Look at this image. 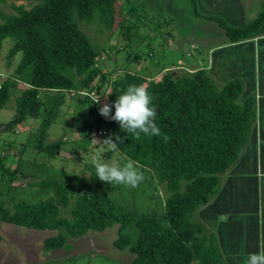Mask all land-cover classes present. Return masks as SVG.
I'll use <instances>...</instances> for the list:
<instances>
[{"label": "trees", "instance_id": "1", "mask_svg": "<svg viewBox=\"0 0 264 264\" xmlns=\"http://www.w3.org/2000/svg\"><path fill=\"white\" fill-rule=\"evenodd\" d=\"M35 1L37 4L30 10L17 6V15L5 16L0 23V53L5 41H13L9 58L21 55L13 77L29 86L18 101L17 115L9 129L28 117L38 116L43 91L70 94L96 88L100 94L110 83L96 66L98 53L79 23L98 21L113 27L116 0ZM190 1L196 16L214 21L224 29L229 44L264 37V1L258 16L244 27L232 26L222 17L204 16L197 2ZM146 83L145 77L127 73L110 84L105 104L114 105L130 84ZM13 86L6 82L0 89V111ZM146 89L157 111L155 123L169 137L168 142L162 136L149 138L143 134L135 139L110 118L109 128L122 154L154 170L159 181L171 189L164 214L116 211L104 197L92 194L78 199L74 218L68 221L59 217L57 204L67 206L72 190L59 187L55 203L17 204L12 214L0 204V230L3 222L35 230L66 228L71 237L81 238L90 231L133 225L137 230L135 242L127 234L115 241L116 247L129 248L134 254L133 264H227L216 234L197 217V212L214 199L222 176L236 164L253 136L258 118L257 98L250 95L241 100L246 91L243 78L220 85L205 68L195 72L183 69L180 74L168 72L160 81H150ZM56 98L39 131V151L50 156L64 147L62 141L50 145L43 142L57 108L65 100L63 95ZM80 101L91 104V110L96 111L97 106L89 97ZM114 112L113 107L110 115ZM87 116L88 111H82L79 124ZM117 136L123 142L119 143ZM45 186L50 188L49 184ZM72 247L63 233L44 243L46 252L62 248L69 251Z\"/></svg>", "mask_w": 264, "mask_h": 264}, {"label": "rangeland", "instance_id": "2", "mask_svg": "<svg viewBox=\"0 0 264 264\" xmlns=\"http://www.w3.org/2000/svg\"><path fill=\"white\" fill-rule=\"evenodd\" d=\"M195 1L202 15L222 17L229 24L235 19L230 9L239 7L235 0ZM36 4L35 0L0 1V23L5 16H16L17 6L23 5L30 10ZM248 4L243 2L242 6L247 8ZM246 15L248 17L242 18L239 25L245 22L244 19L246 22L243 24L250 21V13ZM79 27L98 53L96 66L110 80L108 93L112 87L110 84L121 80L127 73L145 77L148 82L146 88L150 81H160L168 72L180 74L183 69L195 72L208 67L220 85L234 78L229 65L217 61L224 54L221 46L228 41L224 29L214 21L196 16L190 0H116L113 27L108 28L98 21L81 22ZM13 44L11 40L5 41L0 53V85L6 82L14 85L8 102L0 111V122L15 118L18 101L29 89L27 84L13 77L21 60L20 54L9 58ZM60 95L64 96V103L57 108L43 142L50 145L62 141L64 147L60 153L50 156L39 151V131L42 121L49 116L48 110ZM40 100L42 107L37 117H28L25 122L0 134V204L9 214L14 212L17 204L37 206L55 203L59 187L72 190L67 197V206L57 204L59 217L68 221L74 218L73 210L78 199L92 194L104 197L116 211L154 212L157 215L166 212V199L170 197L171 189L167 183L159 181L154 170L137 163L144 180L136 188L111 186L96 177L91 162L93 155H99L109 164L122 165L128 160L119 150L116 153L100 152V145L91 142L93 138L101 142L112 138L109 119L99 114L105 102L93 112L91 104L82 103L80 98L68 93L43 91ZM241 100L245 99L242 97ZM82 111H88V116L79 124L78 117ZM46 184L50 188L46 189ZM211 210L210 206L209 214ZM197 217H200L199 211ZM56 231L57 234H65L69 243H74L76 251L73 257H67L71 256L69 253L73 247L69 251L63 248L65 257L69 259L62 264H133L134 254L130 249L115 246V241L125 234L130 235L133 242L137 240V230L133 225L126 228L116 225L102 232L90 231L81 238L71 237L66 228ZM31 240L36 256L41 259V252L38 254L34 245L40 247L39 239ZM42 251L44 257L51 256V252Z\"/></svg>", "mask_w": 264, "mask_h": 264}, {"label": "crops", "instance_id": "3", "mask_svg": "<svg viewBox=\"0 0 264 264\" xmlns=\"http://www.w3.org/2000/svg\"><path fill=\"white\" fill-rule=\"evenodd\" d=\"M263 1L235 0L239 7L230 9L235 18L230 21L232 26L244 27L254 20L261 11ZM243 2L249 3L247 8L242 6ZM248 12L250 21L243 24L246 22L244 19L243 25H239L242 18L248 17ZM221 47H224L223 56L213 59L229 65L234 73L232 77L245 80L246 91L242 97L246 100L250 95L256 96L258 118L245 151L222 176L214 199L206 204L208 207H201L198 218L216 234L226 263L244 264L249 253L264 250V37L235 45L229 44L228 40ZM204 68L209 71L208 67ZM210 206L211 214L208 213ZM56 234V230H35L3 222L0 230V264H46L47 261L48 264H62L69 259L65 257L63 248L48 252L51 254L49 257L42 255L45 240ZM34 238L39 239L40 247L35 242L33 244L36 252H41V259L36 256L31 244ZM75 252L73 247L69 253L71 256L67 257H73Z\"/></svg>", "mask_w": 264, "mask_h": 264}, {"label": "clouds", "instance_id": "4", "mask_svg": "<svg viewBox=\"0 0 264 264\" xmlns=\"http://www.w3.org/2000/svg\"><path fill=\"white\" fill-rule=\"evenodd\" d=\"M113 107L115 108L114 115H110ZM99 114L117 122L121 130L126 134H131L135 139H139L143 134L149 138L162 136L165 142L169 140V137L163 134L155 123L157 111L153 106V97L143 84H130L126 91L117 97L114 105L105 104L100 108ZM116 140L119 143L123 142L119 136ZM91 142L100 145V152L116 153L119 150L118 144L113 142L111 137L102 142L93 138ZM91 162L95 168L96 177L111 186L136 188L144 180L143 172L139 169L137 162L131 159L122 165L109 164L104 162L99 155H93ZM244 264H264V250L249 253Z\"/></svg>", "mask_w": 264, "mask_h": 264}, {"label": "built area", "instance_id": "5", "mask_svg": "<svg viewBox=\"0 0 264 264\" xmlns=\"http://www.w3.org/2000/svg\"><path fill=\"white\" fill-rule=\"evenodd\" d=\"M2 88V85H0V89ZM108 88L106 89V91L102 92V93H98V89L94 88L93 90H83V91H78V92H70V95L76 98H80V99H86L87 97H89L94 105L97 106V108H100L101 105L105 102L108 93ZM99 101V103H97ZM103 134H106V132Z\"/></svg>", "mask_w": 264, "mask_h": 264}, {"label": "water", "instance_id": "6", "mask_svg": "<svg viewBox=\"0 0 264 264\" xmlns=\"http://www.w3.org/2000/svg\"><path fill=\"white\" fill-rule=\"evenodd\" d=\"M14 120L15 119L8 122H0V134L4 133L14 123Z\"/></svg>", "mask_w": 264, "mask_h": 264}]
</instances>
